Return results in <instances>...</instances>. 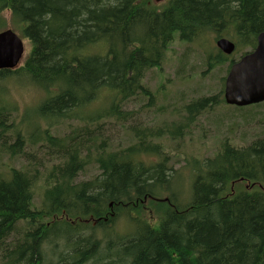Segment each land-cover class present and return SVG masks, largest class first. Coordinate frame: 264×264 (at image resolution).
Wrapping results in <instances>:
<instances>
[{
    "label": "trees",
    "instance_id": "1",
    "mask_svg": "<svg viewBox=\"0 0 264 264\" xmlns=\"http://www.w3.org/2000/svg\"><path fill=\"white\" fill-rule=\"evenodd\" d=\"M6 27L30 48L20 66L0 70V156L26 159L0 173V264H264V133L248 143L224 140L210 157H184V167L195 159L190 198L189 189L171 188L180 169L151 142L176 139L168 131L178 123L182 138L198 115L225 102L237 57L213 39L233 40L235 54L255 48L264 0H0V31ZM176 41L196 42L204 73L224 71L220 89L178 95L177 120L133 123L132 141L114 142L104 121L124 125L156 103L146 77L163 70ZM191 54L179 57V78L197 69ZM14 85L43 94L33 128L34 117L23 121L18 112ZM132 101L140 108L127 109ZM250 116L242 115L246 124ZM151 144L156 161L141 157ZM40 149L38 162L31 152ZM91 167L99 172L79 180Z\"/></svg>",
    "mask_w": 264,
    "mask_h": 264
},
{
    "label": "rangeland",
    "instance_id": "2",
    "mask_svg": "<svg viewBox=\"0 0 264 264\" xmlns=\"http://www.w3.org/2000/svg\"><path fill=\"white\" fill-rule=\"evenodd\" d=\"M6 19L10 22V12H5ZM25 40V39H24ZM213 43L215 44V40L213 39ZM199 46H197L196 42H180L176 41L171 45V48L167 52V59L163 64V70L154 69L150 72L146 77V83L150 87L153 93L157 92L156 103L152 105V107L147 109H141L140 118L137 120H128L121 125V123H117L114 120L104 121V129L106 133H108L114 142H120L122 139L123 142L121 144L125 145L127 142H131L132 138L130 136L131 131L129 129V125L133 123H138L139 125H150V127L155 128L154 125H159L164 122L171 123L173 120H177L180 115L176 114L177 110L181 107H175V104L179 101L180 97L184 96L186 100H189L191 97L199 96L201 94L207 93H215L220 87L221 83L219 81L221 68L216 67L213 69L215 72H205L206 66L203 65L201 59V54H199ZM29 44L28 41L25 40V52L24 57L27 56L29 52ZM249 49V48H248ZM192 52L189 64H193L197 66V69L194 73L187 72V75L179 78L181 75L176 74L178 68L179 57L183 55V53ZM198 54L200 56H198ZM241 53L235 54V57H239ZM23 57V58H24ZM23 60V59H22ZM187 64L186 62H184ZM161 75V78H160ZM224 75V71L221 73ZM12 87V86H11ZM42 92L40 90L34 89L32 87H20L19 85H14L12 88V97L15 101L16 107L19 109V114L22 117V120L29 121L31 117H34L32 121V128L35 123H40V119H38L34 115V110L42 97ZM224 95V91H223ZM255 104L258 106H246L242 107L244 109L238 108L237 106L229 105L226 102L220 103L219 105L214 106L211 109L205 110L195 119L196 122H191L189 127L183 130L186 131L185 136L181 138V127L178 123L176 126H170L168 133H174L177 135L176 139H172L168 136H163L159 138H153L151 142L158 143L161 145V150L163 153L169 155L171 157L170 165H173L175 168L180 169L178 173H176L173 177V183H171V188H185L188 192H185L183 197L186 196L190 198L189 193H191L192 183H193V174L195 167V159H190L189 165L185 166L186 161L184 157L188 156H200V157H210L218 151L220 147V143L224 140L230 139L234 142H242L248 143L251 141L257 134L264 133V102ZM165 106L164 111L159 110L160 107ZM108 105L101 106L102 108L107 107ZM150 106V105H148ZM127 109H139L140 106L137 105L136 102L132 101L125 105ZM124 107V108H125ZM256 108V110H255ZM107 109V108H106ZM87 109H79L77 113L79 115H85L87 113ZM253 110H255L253 116ZM186 116L185 113H183ZM242 115L246 117V115L250 116L248 121L249 124H246L244 121L247 119L242 118ZM224 120V121H223ZM223 121L222 125L220 122ZM236 123L237 128L234 130L233 124ZM73 125L79 124L80 121H73ZM219 126V127H217ZM31 131L32 128L27 126ZM65 130H69L71 128L65 127ZM182 132V133H183ZM189 132H191L189 134ZM245 133V134H243ZM157 135V134H155ZM243 135L246 140H242ZM14 138H8V142H12ZM126 141V142H125ZM124 146L116 143L114 149H121ZM153 145L151 144V148L148 149L150 156H145L146 152L141 153L144 156H141L143 159H148L149 161H156L157 157L151 156V154H155L156 152L152 150ZM24 149V148H23ZM37 154V160L40 162L43 155V150L40 149L37 152H31ZM55 158V157H54ZM56 159L51 160L49 163H53ZM22 163H26V159L22 157L16 156L15 158H11L8 154H3L0 156V173H6L8 167H22ZM51 166V165H50ZM99 170L97 168L91 167V170L85 171V173H81L79 180L89 178L91 176L90 173L97 174ZM177 176V177H176ZM43 183L40 181L38 185L35 187V203L37 206H41L42 200V191H43ZM133 227L128 224L126 226L127 230H131Z\"/></svg>",
    "mask_w": 264,
    "mask_h": 264
},
{
    "label": "water",
    "instance_id": "3",
    "mask_svg": "<svg viewBox=\"0 0 264 264\" xmlns=\"http://www.w3.org/2000/svg\"><path fill=\"white\" fill-rule=\"evenodd\" d=\"M217 46L229 55L236 47L227 38H220ZM24 51L23 38L14 29L0 31V70L17 67ZM224 99L236 106L264 101V31L257 37L256 48L232 64L225 80Z\"/></svg>",
    "mask_w": 264,
    "mask_h": 264
},
{
    "label": "bare ground",
    "instance_id": "4",
    "mask_svg": "<svg viewBox=\"0 0 264 264\" xmlns=\"http://www.w3.org/2000/svg\"><path fill=\"white\" fill-rule=\"evenodd\" d=\"M220 39V38H219ZM219 39H217L216 40V42L219 40ZM234 42V41H233ZM234 44H235V42H234ZM235 46H236V44H235ZM221 51V50H220ZM224 88H225V86H224ZM223 98H224V95H223ZM224 101H225V99H224ZM226 102V101H225ZM262 102H264V101H262ZM262 102H259V103H262ZM227 103V102H226ZM259 103H254V104H250V105H255V104H259ZM228 104V103H227ZM229 105H231V104H229ZM250 105H247V106H250ZM233 106H236V105H233ZM238 108H242V107H246V106H237ZM175 175V174H174ZM177 177V176H176ZM191 201V200H190Z\"/></svg>",
    "mask_w": 264,
    "mask_h": 264
}]
</instances>
